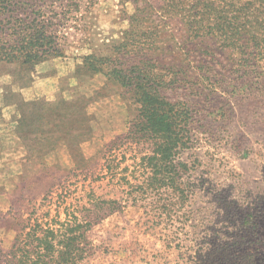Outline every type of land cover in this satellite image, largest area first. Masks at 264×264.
<instances>
[{"label": "rangeland", "instance_id": "rangeland-1", "mask_svg": "<svg viewBox=\"0 0 264 264\" xmlns=\"http://www.w3.org/2000/svg\"><path fill=\"white\" fill-rule=\"evenodd\" d=\"M168 1L67 0L70 17L60 27L59 0H40L47 23L62 31L65 52L28 70L0 63L4 251L16 224L44 204L49 191L55 195L59 189L69 205L93 196L118 201L110 204L114 211L96 214L89 232L96 264H195L214 239L249 233L245 225L238 228L240 222L264 207V60L250 63L213 41L188 40L179 14L162 13L160 6ZM150 35L158 46L146 51ZM91 53L114 63L149 58L165 66L162 73L174 83L164 92L173 102L188 104L194 118L190 146L177 156L187 165L182 179L188 198L170 189L137 194V202L100 180L104 144L125 138L116 163L119 172L128 168L124 173L133 181L148 173L153 146L131 141L139 103L105 73L83 67L81 56ZM260 226L264 233V218Z\"/></svg>", "mask_w": 264, "mask_h": 264}, {"label": "trees", "instance_id": "trees-1", "mask_svg": "<svg viewBox=\"0 0 264 264\" xmlns=\"http://www.w3.org/2000/svg\"><path fill=\"white\" fill-rule=\"evenodd\" d=\"M39 2L0 0V63L16 64L28 70L51 57L64 55L59 26L64 21L67 23L70 5L67 0H59L56 15L59 26L52 29L47 23L50 17L46 8ZM160 9L179 14L187 39L196 44L213 41L218 48H231L245 55L247 62L254 58L264 60V0H169ZM154 28L155 35H159V23ZM147 37L144 50L158 46L155 36ZM81 57L85 69L105 73L132 92L139 108L129 129L131 141H150L153 146L146 166L148 173L133 181L124 173L128 168L119 172L116 163L119 150L126 146L125 138L118 136L104 144L99 156L105 160L100 180L107 179L137 202V194L152 195L170 189L179 192L180 199L188 198L190 192L182 179L187 165L179 163L177 156L190 146L194 118L188 104L173 102L164 92L174 83L167 81L162 73L165 66L149 58L123 64L95 53ZM59 191L62 189L55 195V191H49L44 204L16 224L11 246L7 251L0 248V264H96L89 232L96 214L103 209L114 211L110 204L118 201L93 196L89 201L84 197V203L69 205ZM262 218L264 207L253 215L246 213L245 222L241 221L238 228L245 225L249 233L242 230L240 234L214 239L210 247H204L206 250L197 255L195 264H264Z\"/></svg>", "mask_w": 264, "mask_h": 264}]
</instances>
